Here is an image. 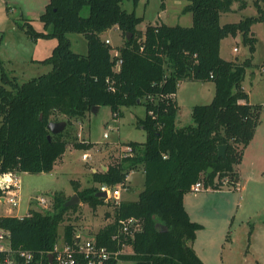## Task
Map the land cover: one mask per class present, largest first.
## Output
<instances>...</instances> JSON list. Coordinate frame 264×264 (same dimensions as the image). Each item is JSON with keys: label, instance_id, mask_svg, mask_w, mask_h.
<instances>
[{"label": "trees", "instance_id": "1", "mask_svg": "<svg viewBox=\"0 0 264 264\" xmlns=\"http://www.w3.org/2000/svg\"><path fill=\"white\" fill-rule=\"evenodd\" d=\"M124 1L134 7L139 2L50 0L40 15L45 31L36 30L31 19L23 17L20 27L30 38L55 37L58 44L39 61L52 66L49 72L23 83L16 76L2 74L0 174L51 172L70 142L83 150L93 146L94 142L77 137L70 141L67 129L51 134L47 125L59 114L70 125L72 119L91 115L94 106L108 105L117 118L123 114L122 107L144 104L146 116L139 117L137 124L146 131V139L122 142L132 151L118 159L110 157L107 169L91 174L95 184H122L128 189L129 174L142 169L144 188L138 199L111 203V198L98 195V185L80 190L81 185L73 181L75 192L93 210L109 202L114 206V220L94 238L98 245L114 250L123 242L130 243L133 252L107 264L120 259L133 264H205L192 245L201 224L190 218L184 196L199 181L205 188L237 187L240 178L235 166L254 137L260 112L243 87L250 58L224 59L220 47L225 37L241 35L253 52L258 38L252 25L264 20V8L256 0L258 15L223 24L221 15L232 11L235 0H188L184 11L192 13L191 26L161 22L142 31L138 26L143 17L123 9ZM85 7L89 8L87 16L82 14ZM240 7H246L245 0ZM115 26L126 42L113 55V47L102 34ZM71 32L85 36L87 53L73 51L67 36ZM118 59L122 63L116 71ZM185 80L213 81L215 94L210 103L193 106V124L179 127L177 92ZM220 145H227L221 156ZM210 167L213 170L208 173ZM4 192L0 188V196ZM69 199L55 192L52 211L30 208L22 217L0 215V230L9 234L12 249H29L36 257L42 256L44 264H55L52 252L60 227L64 228L62 241L73 244L79 240L75 225L66 220L80 204L66 206ZM129 218L136 220L130 232L119 233Z\"/></svg>", "mask_w": 264, "mask_h": 264}, {"label": "rangeland", "instance_id": "2", "mask_svg": "<svg viewBox=\"0 0 264 264\" xmlns=\"http://www.w3.org/2000/svg\"><path fill=\"white\" fill-rule=\"evenodd\" d=\"M245 1L246 7L241 8L243 0H235L232 11L222 14L221 23L238 22L245 17L258 15L256 0ZM48 3L49 0H0V82L3 72L18 77V81L23 83L52 69L50 64L39 61L51 55L58 44V39L51 37L35 40L20 27L24 22L23 17H27L31 19L36 30L45 31L39 16ZM188 3V0H139L136 7L131 1H124L121 5L123 9L135 11L138 16L143 17L138 28L145 31L149 24L161 22L191 26L192 13L184 11ZM259 4L264 8V0H259ZM82 14L87 16L89 8L85 7ZM252 31L258 38L253 52L241 35L225 37L220 47V55L224 59L244 61L250 58L243 87L249 94L250 102L257 106L260 112L255 130L256 138L248 148L246 147L241 163L235 166L237 170L240 168L243 175L240 177L242 184L240 186L239 179L237 187L223 186L213 189L207 185V189L189 192L185 198L189 214L201 224L192 245L205 264H264V20L253 23ZM67 36L72 43L73 51L87 53L88 44L83 34L71 32ZM103 37L111 40L112 54L119 53L120 47L126 42L122 31L116 27L105 31ZM235 46L238 50H234ZM179 90L177 125L181 127L194 123L192 118L194 105L212 101L215 83L185 80L180 84ZM122 112L121 116L115 118L110 107L105 105L97 113L83 119H72L70 125L64 115H57L56 121H67L64 131L67 129L66 136L70 141L77 137L79 140L90 139L95 143L90 149L83 150L73 147V143L70 142L62 160L51 172L21 173L20 203L10 208L6 200L0 201V215H21L30 208H37L43 212L52 211L55 192L70 197L74 194L79 196L74 191L73 181L81 185L80 190L98 185L92 181L93 170H102V165L107 167L110 157L118 159L124 146L122 142H142L146 139V131L137 124L139 117L146 116V106L144 104L124 106ZM109 120H120V128L111 130L109 137L106 138L104 133L108 130ZM85 152L92 155L88 161L82 158ZM135 172L131 179L138 185L134 189L129 188L130 193L144 188V184L140 182L142 172L139 170ZM38 196L46 197L47 201L39 203ZM112 201L113 198L110 202ZM110 202L93 210L86 202H81L80 198L79 209L76 212L70 211L66 222H73L76 233H79L82 239L92 238L99 229L114 220V206ZM139 226L140 224H136V227ZM63 232L64 228L60 227L58 244L62 241ZM4 241L7 244L8 241ZM127 250L133 252L130 246ZM117 264L133 262L120 259Z\"/></svg>", "mask_w": 264, "mask_h": 264}, {"label": "built area", "instance_id": "3", "mask_svg": "<svg viewBox=\"0 0 264 264\" xmlns=\"http://www.w3.org/2000/svg\"><path fill=\"white\" fill-rule=\"evenodd\" d=\"M106 43L110 44V39L105 38ZM237 50V47L234 48ZM115 53L113 55H116ZM122 59H118L114 65V69L117 71L120 69ZM113 130V126L109 125L108 130L105 131L104 137H109L110 131ZM132 148L129 145L122 147L120 152L121 156H126ZM83 160L88 161L92 158V155L85 152L82 155ZM227 183V179L225 180ZM99 192L106 191L108 198H113L116 202H119L122 196L123 190H127L122 184L109 186L107 184H99ZM0 188L5 192L0 196V201H7L10 208L19 205L20 200V181L16 177L15 173L9 172L0 174ZM123 189V190H122ZM205 189L203 181H199L193 185L194 191ZM39 203H45L47 198L44 196H38ZM135 219L129 218L122 222L119 233L126 234L130 232L132 225H134ZM79 240H76L73 244L62 242V244H56L53 254L55 264H107L113 259H119L122 254L130 253V243L123 242L121 247L114 250L105 245H98L95 238L82 239L79 233ZM4 240H7V244ZM131 247V246H130ZM83 261V262H82ZM0 264H44L43 257H36L35 253L29 249H12L9 234L3 230H0Z\"/></svg>", "mask_w": 264, "mask_h": 264}, {"label": "crops", "instance_id": "4", "mask_svg": "<svg viewBox=\"0 0 264 264\" xmlns=\"http://www.w3.org/2000/svg\"><path fill=\"white\" fill-rule=\"evenodd\" d=\"M50 1V0H49ZM233 9L235 10V6H233ZM223 14V13H222ZM222 16V15H221ZM39 18H40V16H39ZM116 27V26H115ZM116 28H118V27H116ZM254 32V31H253ZM102 37H103V34H102ZM104 38V37H103ZM110 43H111V40H110ZM222 43V42H221ZM236 47V46H235ZM234 47V48H235ZM238 50V49H237ZM220 53H221V49H220ZM224 58V57H223ZM238 60V59H237ZM238 61H240V60H238ZM182 82H184V81H182ZM182 82H180V84L182 83ZM202 83H204V82H202ZM180 84H179V88H180ZM179 94H180V90L177 92V102H178V97H179ZM249 100H250V98H249ZM179 103V102H178ZM251 103V102H250ZM100 109H101V107H100ZM99 109V110H100ZM92 114V113H91ZM177 119H178V116H177ZM119 121V122H118ZM116 120V121H108L107 122V127L109 126V125H112L113 126V130L114 129H116V127H117V129L119 130V128H120V120ZM178 122V121H177ZM110 135V134H109ZM255 138H256V132H255V134H254V137H253V139L251 140V142H253L254 140H255ZM88 140V139H87ZM90 140V139H89ZM90 141H92V142H94L95 143V141H93V140H90ZM251 142L249 143V145L251 144ZM247 148H248V146H247ZM246 148V149H247ZM246 149H245V151H246ZM245 151H244V154H245ZM62 160V159H61ZM60 160V161H61ZM102 168L103 169H107V167L105 166V165H102ZM94 171H96L95 169L93 170V172ZM139 171H141L142 172V179H141V181L140 182H142L143 184H144V172H143V170L141 169V170H139ZM21 173H24V172H17V173H15V175H16V177L19 179V181H20V190H21V178H20V174ZM134 173H136L135 171H132L130 174H129V176H128V178H127V185H128V189L127 190H125L124 192H122V196H121V199L123 200H137L138 199V195H139V193H140V191H137V192H135L134 193V191H132L131 193H130V191H128L129 190V188H132V189H134V187H136L138 184H137V182L136 181H132V179H131V176L134 174ZM238 173L240 174L239 175V178L241 177V175H242V173L240 172V168L238 169ZM243 176V175H242ZM240 180H241V178H240ZM241 184H242V180H241V182H240V186H241ZM131 186V187H130ZM207 189V188H206ZM204 189H202V190H199V191H195V192H200V191H203ZM75 191V190H74ZM241 191H242V189H241ZM185 198H186V195L184 196V205L186 204V200H185ZM185 208H186V206H185ZM29 210V209H28ZM187 210V209H186ZM27 212L28 211H26V213L25 214H27ZM187 212H188V210H187ZM189 213V212H188ZM25 214H21V215H17L16 214V216H20V217H22V216H24ZM12 215V214H11ZM189 216H190V218L192 219V220H194L192 217H191V215L189 214ZM195 221V220H194ZM62 242L63 241H61V243L60 244H62ZM59 244V245H60Z\"/></svg>", "mask_w": 264, "mask_h": 264}, {"label": "water", "instance_id": "5", "mask_svg": "<svg viewBox=\"0 0 264 264\" xmlns=\"http://www.w3.org/2000/svg\"><path fill=\"white\" fill-rule=\"evenodd\" d=\"M129 38V36H128ZM101 106H94L91 110L92 113H97L99 111ZM48 129L50 130L51 134H58V133H61L64 131V129L66 128L67 126V121L65 120H61V121H50L48 123ZM227 149V145H220L219 146V156L221 155H224L225 154V151ZM213 170L212 167H210L208 169V173L211 172ZM99 196L101 197H105L107 198L108 197V194L106 191H101L98 193ZM80 203V198L77 194H74L73 196L70 197V199L66 202V206H72V205H75V204H79ZM264 218V217H263ZM159 225L163 228V229H166V227L163 225V224H160ZM52 258V256H50Z\"/></svg>", "mask_w": 264, "mask_h": 264}]
</instances>
